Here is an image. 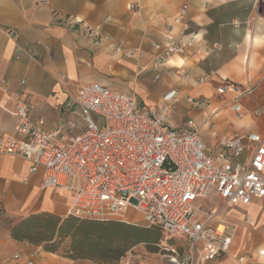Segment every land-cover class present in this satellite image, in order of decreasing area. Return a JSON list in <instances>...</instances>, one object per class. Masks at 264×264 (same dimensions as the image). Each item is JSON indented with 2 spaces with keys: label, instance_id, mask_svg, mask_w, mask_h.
Segmentation results:
<instances>
[{
  "label": "crops",
  "instance_id": "obj_1",
  "mask_svg": "<svg viewBox=\"0 0 264 264\" xmlns=\"http://www.w3.org/2000/svg\"><path fill=\"white\" fill-rule=\"evenodd\" d=\"M133 2L140 3L137 13L129 9ZM183 3L187 4L186 28L172 25ZM54 12L63 18H56ZM68 16L108 39L91 40L78 24L66 20ZM7 28L18 33L16 40L4 33ZM191 33L197 40L183 54L171 56L160 69L150 67L155 54L150 41L166 44ZM118 42L137 48L136 56L124 59L114 54ZM223 81L254 87L242 97L248 99L241 101L239 118L229 104L231 95L216 93L215 87ZM92 82L113 91L134 92L142 106L152 109L160 108L163 97L175 90L177 102L169 120L178 128L187 119L202 124L207 118L199 135L208 150L233 133L256 131L264 136L263 6L258 0H0V87L7 83L8 89V93L0 89V134L14 132L15 117L10 110L15 97L30 98L31 117L42 118L50 129L60 119L75 117L64 113L63 104L79 86ZM198 96L208 99L206 107L186 102V97ZM217 97H226L228 105ZM256 108L263 113L256 115ZM29 164L13 155H0V204L13 222L31 213L66 217L70 193L41 189L42 170L30 174ZM210 198L200 201L207 211L221 203L217 196L218 201L210 204ZM213 224L232 232L230 250L234 255L264 264V258L257 256L264 248V198L226 206ZM18 250L31 255L35 264H97L35 246L30 249L29 244L11 239L8 230L0 234V264H7ZM215 264L235 261L221 257Z\"/></svg>",
  "mask_w": 264,
  "mask_h": 264
},
{
  "label": "built area",
  "instance_id": "obj_2",
  "mask_svg": "<svg viewBox=\"0 0 264 264\" xmlns=\"http://www.w3.org/2000/svg\"><path fill=\"white\" fill-rule=\"evenodd\" d=\"M258 1L264 9V0ZM129 9L137 13L140 3L129 4ZM186 12L187 4L183 3L172 25L186 28ZM54 16L63 18L57 12ZM66 20L78 24L91 40L108 39L75 17ZM4 33L18 38L12 28ZM196 40V34L191 33L166 44L150 41L155 49L150 67L160 69ZM113 53L130 59L136 56L137 48L118 42ZM0 89L8 93L7 83ZM215 89L219 96L231 95L229 104L238 118L241 98L254 91V87L242 88L230 81H223ZM207 101L202 96L186 97L187 103L199 108L206 107ZM176 102L177 92L172 90L163 97L160 108L152 109L142 106L134 92L85 83L63 104L64 113L75 117L60 119L47 129L42 118L31 117L30 98L15 97L10 110L15 117L14 132L0 134V155L29 161L30 174L42 170L41 189L70 193L67 216L131 222L127 219L129 210L140 214L146 227L160 232L155 244L164 264H215L228 256L235 264H263L234 255L230 250L232 232L221 231L213 223L226 206L247 205L264 198V136L256 131L233 133L208 150L196 120L187 119L178 128L169 120ZM255 113L259 116L263 111L256 108ZM204 120V124L209 122ZM213 193L222 207L207 211L200 201ZM249 219L245 217L246 222ZM262 255L264 248L257 252V256ZM7 264L35 262L31 255L18 250Z\"/></svg>",
  "mask_w": 264,
  "mask_h": 264
},
{
  "label": "trees",
  "instance_id": "obj_3",
  "mask_svg": "<svg viewBox=\"0 0 264 264\" xmlns=\"http://www.w3.org/2000/svg\"><path fill=\"white\" fill-rule=\"evenodd\" d=\"M130 223L74 215L62 218L47 212L31 213L13 222L0 204V224L7 226L11 239L97 264H118L120 257L140 242L146 243L150 252L158 249L156 228Z\"/></svg>",
  "mask_w": 264,
  "mask_h": 264
},
{
  "label": "rangeland",
  "instance_id": "obj_4",
  "mask_svg": "<svg viewBox=\"0 0 264 264\" xmlns=\"http://www.w3.org/2000/svg\"><path fill=\"white\" fill-rule=\"evenodd\" d=\"M216 99L217 100H224L225 105H228L227 104L228 99L226 97H217ZM247 99H248V97L242 98V100H241L242 103ZM196 122H197L198 130L200 132L201 127L204 126L205 124L204 123L200 124L198 120H196ZM211 127H213V123L210 124V128ZM208 131H209V129H208ZM217 201H218V198L215 195H212L211 198L208 200V202L210 204L216 203ZM221 203L219 204V207H222ZM6 213H7V216L12 221L13 217H10V214L7 211H6ZM127 214H128L127 219L131 221L130 224L138 225V226H144V223L142 221L140 214L136 213L135 211L133 212L132 210H129ZM6 231H7V226L0 224V234L6 233ZM155 232L157 235V237H156V240H157L160 237V232L156 229H155ZM37 248L44 250L42 247H37ZM148 248H149V246L144 242L137 243L134 247H132L123 256L120 257L118 264H146V263L164 264L161 262L159 250L153 249V251L150 252ZM30 249H34V246L30 245Z\"/></svg>",
  "mask_w": 264,
  "mask_h": 264
},
{
  "label": "clouds",
  "instance_id": "obj_5",
  "mask_svg": "<svg viewBox=\"0 0 264 264\" xmlns=\"http://www.w3.org/2000/svg\"><path fill=\"white\" fill-rule=\"evenodd\" d=\"M262 258H264V255H262Z\"/></svg>",
  "mask_w": 264,
  "mask_h": 264
}]
</instances>
